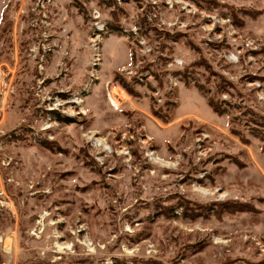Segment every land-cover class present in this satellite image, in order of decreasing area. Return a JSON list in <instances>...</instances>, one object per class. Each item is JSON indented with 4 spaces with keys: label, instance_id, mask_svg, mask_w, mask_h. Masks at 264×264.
Masks as SVG:
<instances>
[{
    "label": "rangeland",
    "instance_id": "rangeland-1",
    "mask_svg": "<svg viewBox=\"0 0 264 264\" xmlns=\"http://www.w3.org/2000/svg\"><path fill=\"white\" fill-rule=\"evenodd\" d=\"M0 264H264V0H0Z\"/></svg>",
    "mask_w": 264,
    "mask_h": 264
},
{
    "label": "built area",
    "instance_id": "built-area-1",
    "mask_svg": "<svg viewBox=\"0 0 264 264\" xmlns=\"http://www.w3.org/2000/svg\"><path fill=\"white\" fill-rule=\"evenodd\" d=\"M118 87H111V92H110V95L112 98H118L120 97L119 94H118Z\"/></svg>",
    "mask_w": 264,
    "mask_h": 264
},
{
    "label": "trees",
    "instance_id": "trees-1",
    "mask_svg": "<svg viewBox=\"0 0 264 264\" xmlns=\"http://www.w3.org/2000/svg\"><path fill=\"white\" fill-rule=\"evenodd\" d=\"M208 103L215 111H218V109L213 105V103L211 101H208ZM154 114H156V113L154 112Z\"/></svg>",
    "mask_w": 264,
    "mask_h": 264
}]
</instances>
